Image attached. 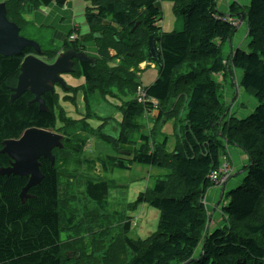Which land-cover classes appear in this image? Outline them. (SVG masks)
<instances>
[{"label": "trees", "instance_id": "16d2710c", "mask_svg": "<svg viewBox=\"0 0 264 264\" xmlns=\"http://www.w3.org/2000/svg\"><path fill=\"white\" fill-rule=\"evenodd\" d=\"M68 1L0 3L5 5L7 19L20 28V35L39 45V58L51 63L59 49L44 44L42 41H48L44 34L38 37L30 33L24 16L51 4L62 8ZM85 1L89 33L81 38L77 34L76 40L69 41L71 34L77 33L73 29L62 48L86 52L84 44L92 41L97 54L90 58L95 63L75 60L70 74L84 78V85H66L65 90L56 85L54 93L42 97L48 110L40 111L29 92L10 102L23 58L35 55V51L26 48L11 57L0 54V150L4 141L19 138L30 128L64 136L63 148L52 150L53 165L47 159L39 160L42 180L28 190L24 202L20 193L27 178L0 175V264H264V0L230 6L231 16L246 20L250 40L247 51L237 50L228 59L222 47L236 28L214 19L219 14L218 0H163L172 3L173 13L182 20V29L170 33L162 32L159 26V0ZM23 30L29 35L23 36ZM149 37L155 39L160 64L157 79L144 91L158 103L155 123L159 124L144 134L143 117L154 107L138 103L135 92L141 86L139 64L153 62L147 52ZM231 66L242 73L241 88L256 100L252 113L243 119L227 118L228 108L213 79V75L227 70L230 73ZM57 88L64 93L62 100L72 106H76L77 94H82L86 108L83 118L68 117ZM97 92L120 100L130 98L122 100L118 108V138L104 134L103 124L94 129L87 122L92 119L87 109ZM184 107L187 112L182 129L178 121ZM163 120L175 122L177 143L173 152L154 136ZM136 134L138 142L132 140ZM90 139L121 152L84 160ZM128 146L130 150L123 148ZM230 146L244 152L249 163L243 167V183L225 194L227 223L206 235L207 196L212 188L219 190L228 182L214 186L209 174L228 158ZM84 164L90 172L97 167L104 172L125 171L135 164L167 171L134 203L135 208L146 204L159 212L157 230L146 239L131 237V219L107 213L113 182L100 177L92 182L87 177L83 183H76ZM8 166V156L0 153V169ZM81 200L85 201L82 206ZM104 240H108L106 246ZM199 247L201 253L194 258Z\"/></svg>", "mask_w": 264, "mask_h": 264}, {"label": "crops", "instance_id": "0c3cea01", "mask_svg": "<svg viewBox=\"0 0 264 264\" xmlns=\"http://www.w3.org/2000/svg\"><path fill=\"white\" fill-rule=\"evenodd\" d=\"M249 1L250 0H234V2L240 6H247L249 4ZM219 3H220V7H217L218 13L223 14V15H228L229 11H230V6L233 3L229 0H219ZM87 5H88V2H86L85 0H70L62 8L57 7L55 4H51L49 6L40 7L38 10L31 12L29 14H25L24 17H25L27 23L33 22L38 27H43L47 31H51V36L53 38L52 41L51 42L47 41V42H43V43L44 44H53L56 48L59 49V52H58V54H59L63 51V48H62L63 42L67 39V36L69 35V33H71V31H73V29L77 30L76 36L79 35L80 38L89 33V30H88V28L84 22V10H85ZM157 6L159 8V3H157ZM171 8H172V3H171ZM233 18H236V17H233ZM239 21H240V24L235 29V32H234L231 40L227 43L228 44L227 47H225V49H223L224 46L222 47L223 56L225 59H228L230 56H232L239 49L241 51L248 50V43L247 42H248L249 37H248V29H247L246 20L239 19ZM165 33H170V32H165ZM35 34L38 37H39V35H42V34H37V33H35ZM57 40H59V42H57ZM84 45H85V51H86L85 53L87 54V56L95 58L96 54H97L95 43L90 41V42L85 43ZM111 55L112 56L114 55L113 51H111ZM155 64L156 63L154 61L153 62L145 61V62L139 64V66H138L139 71L137 73L138 78H139V72L141 70H144L148 66H150L152 69H154ZM229 68H230V73L227 70L226 72H222L221 74L213 75L217 80H215L214 78L213 79L219 84L220 98L222 99V101L226 105V107L228 108V114H227L228 118L234 117V118L239 119V118L245 117L244 115L248 116L252 113V111L254 110V108L256 106V101L254 99H251L252 97H247L244 94L246 92H244V90L240 86L241 85L240 83L242 80V73L240 71H237L236 69H234L232 66ZM69 76H71V75H69ZM157 77H158V68H157V76L154 79V81L157 79ZM84 83H85V80L83 78L82 80L77 82L76 86H70V85L69 86L73 87V88H77V87L84 85ZM230 83H233L235 86V88H234L235 91L233 90L232 93L226 92L224 90L225 88L231 86ZM66 85H68V84H66ZM145 87H148V86H143L141 84V86L137 87V90L139 88L144 89ZM57 90H59V92L61 93L60 94L61 96L64 95V93L59 88ZM94 96L95 97L98 96L99 98L103 97L98 92L95 93ZM81 99L83 100V96L81 94H77L76 105H77V102H79ZM124 99L129 100L130 98L127 97V98H123L122 100H124ZM83 104H84V111L82 109H79L78 107H76L75 110H73V111H71L70 109L67 110L64 108L68 117H70L74 120H80L81 118H83L86 114L85 102H83ZM184 111H185V107L182 108L181 113ZM69 113L70 114L73 113L75 116H71ZM158 116H159V112L157 109H153V110L145 113V115L143 117L144 126H143L142 133L149 134L150 133L149 129L152 130L154 128V126L155 127L158 126L159 123H155V121L158 119ZM98 119H101V117L99 116ZM119 119L121 120L120 114H119ZM102 120H106V119H102ZM120 120H119V122H120ZM89 121H87V122L89 123ZM174 123H175L174 120H170L167 122L166 121L164 122V120L161 121L160 125H162V126H161L159 132L157 134H154L155 139H157V141H159V142L165 141L166 142V149L168 150V152H173L176 148L177 136H176V130H175ZM102 124L105 125L104 122ZM89 125L94 129L101 126V125H99L98 127L95 128L90 123H89ZM119 127H120V124H119ZM119 133H120V130H119ZM136 135H137L136 141L138 142V140H139V138H137L138 134H136ZM179 136H180V133H179ZM109 137H111V136H109ZM94 140H96V139H90L88 144ZM96 141H99V140H96ZM99 150L101 151V149H99ZM98 157H100V156H98ZM228 159H229V161L233 167V170H234L233 176L228 180V182L225 184V186L223 188H221L219 190L217 188H212L211 191L209 192L208 196H207V198L209 199L210 206L208 205L209 206V209H208L209 210V216L207 218V225H206V233L207 234L206 235H210L213 231H215L217 229H221L227 223V218H226L225 214L223 213V208L227 204V201L224 199L225 194L228 192V190H232L234 188H237L243 183V180L245 177V171H243V167L249 163V159H248L247 155L244 152H242L240 149H237L233 146L228 147ZM135 165L131 166V168H129L128 170H125V171H129L131 169L137 168ZM97 168L101 172V174L99 173L98 176L100 178H102V180H104V181H105V179H103L104 173L113 172V171L104 172V171H102L101 168H99V167H97ZM150 169H153V168H150ZM155 170H157V169H155ZM164 175H166V174L159 172L158 174L155 175V177L156 176H158V177L164 176ZM83 179L85 180V178H83ZM155 179L152 178V181H150V177H149V184H148L149 187H152L154 185ZM109 181L113 182L115 184V187L118 185L113 180H109ZM149 187H147V188H149ZM147 188H145V189H147ZM109 191H110V189H109ZM109 191H108V196H109ZM141 192H143V191H141ZM141 192H139V194ZM219 200H221V203H220L219 207L216 209L215 205L219 204V202H220ZM142 205H146V204H142ZM148 212H150L149 209H148ZM123 215L125 217H128L131 219L130 220V222L132 223L131 230L134 227L135 229H137V232L143 236L148 235L146 233L149 232L148 236H146L145 238H139V239H146L157 230V229L154 231L151 230L152 227L150 230H148L146 228L144 229L141 227L142 214L140 216H127V213H125ZM158 217H159V212H158ZM200 253H201V247H199L197 249V251H195L193 257L198 258Z\"/></svg>", "mask_w": 264, "mask_h": 264}, {"label": "water", "instance_id": "95a60500", "mask_svg": "<svg viewBox=\"0 0 264 264\" xmlns=\"http://www.w3.org/2000/svg\"><path fill=\"white\" fill-rule=\"evenodd\" d=\"M26 48H32L35 55H27L23 58L20 67V75L15 88L11 89L10 102L13 103L23 93L29 92L34 98L40 111L48 110L43 95L54 93L56 85L66 89L63 75H69L73 71L74 61L95 63L85 52H76L72 49L62 51L51 63L39 58L41 50L39 45L20 35V28L6 17V8L0 3V54L4 57L20 55ZM149 59L157 65L160 64V52L155 39L149 37ZM64 136L53 130L30 128L25 130L17 139L6 140L2 143L1 154L9 158V166L0 169V175H15L27 178V184L20 193V199L24 202L29 196L28 190L42 180L40 171L41 158L54 163L52 150L63 148Z\"/></svg>", "mask_w": 264, "mask_h": 264}, {"label": "rangeland", "instance_id": "374dc122", "mask_svg": "<svg viewBox=\"0 0 264 264\" xmlns=\"http://www.w3.org/2000/svg\"><path fill=\"white\" fill-rule=\"evenodd\" d=\"M161 1V2H160ZM233 2L232 0H230ZM159 9L161 10V22H160V27L162 32H173V31H180L182 29V20L180 19L179 16L175 15L173 13V10L171 8V2L170 1H163L159 0ZM216 7H220L219 0L217 1ZM85 22V20H84ZM85 25L87 26L86 22ZM29 32L32 34H44L45 38L48 40V42L52 41V36H51V31H47L43 27H38L35 23H27L25 25ZM88 28V27H87ZM89 30V29H88ZM23 36L29 35L27 34L24 30L21 33ZM74 35V33H72ZM71 34V35H72ZM249 38L248 42L249 43ZM42 42H47V41H42ZM59 42V40H57ZM50 45V44H47ZM227 43L224 44V48L227 47ZM245 46V45H244ZM240 50V49H239ZM247 51V50H246ZM45 62V61H44ZM155 68L152 69L150 66L146 67L144 70H141L139 72V80L143 86H149L152 82H154V79L157 76V65L155 64ZM239 71V70H237ZM71 75V74H69ZM67 74L63 75V79L66 82V84L70 86H76L77 82L82 80V77H72ZM213 78L217 80L214 76ZM230 81V80H229ZM231 82V81H230ZM230 87L225 88L224 90L226 92H231L234 90L235 91V86L233 83H230ZM241 89V88H240ZM58 95L60 97V105L64 109H70L71 111L75 110L76 107L79 109H82L84 111V100H80L77 102L76 106H72L69 102H65L62 100L64 97L61 96L59 90H57ZM244 93V92H243ZM247 97H252V95H249L248 93H244ZM82 95V94H81ZM254 99L255 98H251ZM125 100V99H124ZM256 101V100H255ZM122 100L106 95L103 96L102 98H99L98 96H94L92 100H90L89 103V108L87 109L88 112L91 113L92 120L89 121L93 127H98L101 125L103 122H105V125L102 129V132L104 134H107L113 138H118L119 136V111L118 108L121 105ZM83 107V108H82ZM64 109V110H65ZM70 114V113H69ZM71 116H75L73 113L70 114ZM185 115H186V108L185 111L182 112L179 116V121L178 125L184 127L185 124ZM99 116L101 119H98ZM247 117V115H244ZM243 117V118H245ZM239 118V119H243ZM106 119V120H102ZM177 126V125H176ZM136 136L135 135L132 140L136 141ZM138 138V137H137ZM160 143V142H159ZM90 144V145H89ZM85 150L84 153V160H92L94 158H97L98 156L101 157H106V156H115L119 152H115L110 146L107 144H104L100 141H92L90 142ZM124 149H130L131 146L128 147H123ZM101 149V151L99 150ZM168 151V150H167ZM137 168L131 169L129 171H120V170H115L113 172H108L104 173L103 179L109 181L113 180L115 181L118 185L115 187L110 188L109 191V196H108V207H107V213L109 214H118L119 216L122 217L123 214L127 213V216H140L142 214L141 220V227L146 228L148 230H156L157 223H158V211L154 208H151L147 205H138L137 208H135L134 203L137 201V197L139 195V192L144 191L145 188L149 187V177L150 181H152V178H157L158 176L155 177L156 174L159 172L166 174L167 171L157 169L155 170L148 168L147 166L143 165H135ZM157 171V172H156ZM89 168L87 166L81 165V168L79 169L78 175L76 177V183H82L83 181L86 180L88 177L90 181L92 182H97L98 181V174L101 172L98 170V168L95 171H91L90 173ZM89 173V175H88ZM82 177H85V180ZM90 176V177H89ZM116 188V189H115ZM142 193V192H141ZM85 201L81 200L79 202L80 206L83 205ZM128 205L131 207L129 208ZM90 206V205H89ZM129 209H128V208ZM145 207V208H144ZM148 209L150 212H148ZM132 225V223H131ZM146 234L149 235V232ZM148 235H140L137 232V229L133 227V229L130 232V236L135 238H145ZM66 237V234L63 233L61 236V239L64 240ZM88 238H85V241L87 242ZM104 245H107L108 240H104Z\"/></svg>", "mask_w": 264, "mask_h": 264}, {"label": "built area", "instance_id": "2783aa9c", "mask_svg": "<svg viewBox=\"0 0 264 264\" xmlns=\"http://www.w3.org/2000/svg\"><path fill=\"white\" fill-rule=\"evenodd\" d=\"M232 1L234 2V0ZM213 17L215 20L220 21L221 23L228 24L234 28L238 27L240 24L239 20H237L236 18L230 17L229 15H218L217 14V15H214ZM76 39H77V36L75 34L69 37L70 41H74ZM135 98L138 103H141V104L150 103L151 105H153L154 109H157V106H158L157 101L154 99L148 98L143 88H139L136 91ZM232 172H233V167L229 159L223 158V161L220 167L217 170L212 171L209 174V178L211 179L212 184L218 187V186L224 185V183L227 182L231 178ZM201 202L203 204V200H201Z\"/></svg>", "mask_w": 264, "mask_h": 264}, {"label": "clouds", "instance_id": "9594fccd", "mask_svg": "<svg viewBox=\"0 0 264 264\" xmlns=\"http://www.w3.org/2000/svg\"><path fill=\"white\" fill-rule=\"evenodd\" d=\"M232 3H235V2H232ZM218 15H223V14H218ZM230 17H233V16H231L230 14H228ZM237 19V18H236ZM238 20V19H237ZM240 22V21H239ZM237 28V27H236ZM76 35V34H75ZM68 40H69V38H68ZM70 41V40H69ZM53 62V61H52ZM58 89V88H57ZM136 94V93H135ZM136 99V98H135ZM148 104V103H147Z\"/></svg>", "mask_w": 264, "mask_h": 264}, {"label": "bare ground", "instance_id": "6f19581e", "mask_svg": "<svg viewBox=\"0 0 264 264\" xmlns=\"http://www.w3.org/2000/svg\"><path fill=\"white\" fill-rule=\"evenodd\" d=\"M178 105V104H177ZM181 117V116H180ZM228 118V117H227Z\"/></svg>", "mask_w": 264, "mask_h": 264}]
</instances>
